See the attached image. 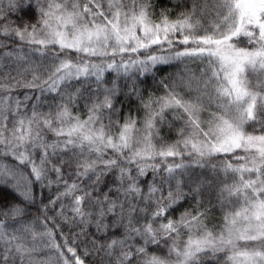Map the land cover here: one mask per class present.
<instances>
[{
    "label": "snow or ice",
    "instance_id": "6c2138e0",
    "mask_svg": "<svg viewBox=\"0 0 264 264\" xmlns=\"http://www.w3.org/2000/svg\"><path fill=\"white\" fill-rule=\"evenodd\" d=\"M154 13L152 0H0V37L18 42L0 40V264H49L53 253L85 264L75 238L57 242L54 221L38 233L19 219L36 202L33 183L63 186L49 204L70 199L72 216L63 203L58 214L84 236L94 229L98 264H264V0H192L175 20ZM173 62L202 67L170 80ZM149 79L164 95L143 99ZM50 94L61 102L45 112ZM121 96L140 102L141 127L131 115L120 123ZM80 98L86 119L71 111ZM166 112L183 118L171 144L160 135ZM58 155L69 159L52 164ZM207 192L223 213L218 231L204 224L210 208L172 219Z\"/></svg>",
    "mask_w": 264,
    "mask_h": 264
},
{
    "label": "trees",
    "instance_id": "16d2710c",
    "mask_svg": "<svg viewBox=\"0 0 264 264\" xmlns=\"http://www.w3.org/2000/svg\"><path fill=\"white\" fill-rule=\"evenodd\" d=\"M81 3H84L85 0H80ZM192 3V0H152V4L155 8V13L153 15V19L157 22L160 19L159 13L161 10L167 9L169 12V18L172 20H175L179 13L182 11H185L187 8L190 7ZM34 22V21H33ZM16 23H19V21H16ZM0 40H6L8 43V48H12L16 45V42L14 38H5L0 37ZM243 46V45H242ZM6 49H0V52L5 51ZM73 59H75V54L73 53ZM7 63V61H5ZM45 65H47V61L44 62ZM202 65L198 62H188L187 65L181 62H173L172 65L166 66V70L163 73V76L170 79V80H179L180 77L184 76L186 72L192 71L195 73H199ZM114 78L113 73H106L105 79L111 80ZM142 88L146 87L147 91L143 94V99L147 100L148 97L154 96L159 97L164 95L163 89H160L158 87L154 86V82L152 80H148L146 85H142ZM26 91L25 89H18L17 94L22 95L23 92ZM75 88L70 89L69 92H74ZM88 96V93L85 92V97ZM47 104L43 107V111L47 112L49 111L48 105L51 104L53 106V109L55 108L56 104H59L61 102L60 97L55 94H50L46 97ZM119 101L121 102V108L119 112V120L122 124L124 122V119L131 115L132 117L137 119V127H141L140 121L143 120L144 117V109L141 107V104L139 101L135 99H128L127 97L121 96L119 97ZM214 110V109H213ZM71 111L73 114H78L81 119H86L88 112L85 108V100L83 98L77 99L75 102V105L71 106ZM202 119H207V112H204L201 114ZM166 119L169 123H166L163 127L160 128V135L163 138V141L167 144L175 143L179 137L177 135V129L182 127L183 125V118L181 119H174L171 112L165 113ZM115 119V117H114ZM118 128H114L113 132H118ZM45 138L48 141H53L56 138L51 133H46ZM37 159L39 158V153L36 154ZM63 158L64 160H68L69 156L64 155L63 157H60L59 155L52 160V164H57L59 160ZM7 163L15 164L16 162L9 159L6 161ZM21 171H23L27 175H31L30 169L26 166L21 165ZM62 171L64 172V176L62 179L68 180L71 182L75 177L72 174L74 172V166L72 168H69L67 165H64L62 168ZM151 172H149V176H151ZM49 179L55 181L56 180V173L55 172H49L48 174ZM115 177L113 175H109L106 180L107 185H113L114 184ZM33 191L36 193V202L35 204H25L22 205L26 208V214L19 218L21 221H23L26 224H31L34 228V230L38 233H43L45 231V228L42 224V221L48 220V227L52 226V222L54 221L57 225H59V228L55 230V238L57 242L63 243L64 238L67 239L68 243L71 245L73 242V239L75 238V243L79 245L77 248L78 254L82 256V258L85 260V264H98L99 262V254L92 253V247L90 244L91 235H95L94 229L89 226L87 228V232L90 234L89 236H84L80 234L82 232V226H78L75 223H68L65 222L61 216L58 214L60 212V205L63 203L64 205V213L68 217L72 216V213L70 211L71 203L70 199L64 198L63 201H57V206L53 208L49 201L52 199H55L58 192L63 190V186H57L56 184H53L50 188L45 187L41 188L39 183H33L32 185ZM102 191L106 190V188H102ZM187 190V189H186ZM111 195V193H110ZM201 203L198 205L196 202V199H194L192 196H188L185 200H183L180 204L174 206V209L171 211V217L173 220H178L182 214L185 212H190L193 215L197 211H203L205 208H210V211L207 214V218L204 220V224L207 226L209 230L212 231H218L219 226L222 224L223 220V213L217 203V200L215 199V194L211 192L205 193L202 197H200ZM211 201V203H209ZM8 203H21L20 200H18L15 197H9L6 201ZM45 205H48L46 213L42 211L43 207ZM86 208H89L90 206L85 204ZM10 224H15L17 227L20 226V224L17 221H9ZM61 233L63 236H61ZM187 239V236L182 235L181 237V243ZM88 248L89 252L92 253L88 256H83V249ZM67 254V253H66ZM49 264H57V258L55 257V254L53 253L52 259L49 262ZM221 264H223V261H221Z\"/></svg>",
    "mask_w": 264,
    "mask_h": 264
}]
</instances>
